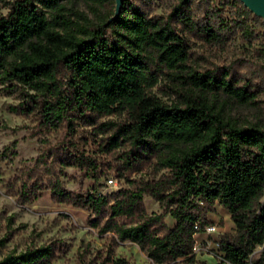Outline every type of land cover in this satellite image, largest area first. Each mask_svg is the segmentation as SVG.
I'll use <instances>...</instances> for the list:
<instances>
[{"label": "trees", "instance_id": "1", "mask_svg": "<svg viewBox=\"0 0 264 264\" xmlns=\"http://www.w3.org/2000/svg\"><path fill=\"white\" fill-rule=\"evenodd\" d=\"M88 1L100 8L114 3ZM147 1L123 0L117 18L112 19L114 12L110 10L100 22L86 21L76 34L57 35L56 47L39 42L28 52L18 50L23 45L22 27H37L41 20L38 16L29 19L24 16L27 12L14 9L7 17H0V85L11 83L23 90L33 105L31 111L37 109L39 113V125L63 126L68 140L62 145V154L50 150V158L61 166L79 165L91 170V192L75 204L98 218L91 222L92 227L98 228L99 220H105L103 233L112 232L117 240L137 245L155 264L178 258L192 262L194 224L200 228L207 224L200 205L215 202L231 214L237 233L233 240L220 241L222 262L251 264L249 254L264 243V203H259L264 193V129L236 127L214 116L210 100L216 95L244 104L251 94L236 86L228 70L218 76L193 67L187 37L205 36L210 44L222 46L229 41L226 32H231L249 41L254 37L253 26L264 28V22L239 0H218L216 5L214 0H196L195 6L194 0H158L168 6L165 17L145 10L142 3ZM225 12L229 13L227 18ZM144 48L156 53L158 62L170 71L171 80L188 89L179 94L172 107L146 93ZM59 64L68 71L66 87L57 82ZM122 113L127 116L122 123L96 126L97 119ZM81 127L89 128L95 143L96 136L113 129L98 142L100 154L92 151L91 157L74 140ZM81 140L85 143L88 138ZM120 151L121 166L115 169L107 164L94 174L101 164L98 158ZM60 155L66 158L60 160ZM153 158L156 167L167 172L165 189L159 181L134 187L129 182L130 188L108 196L97 192L100 178L112 172L115 178L126 179V173ZM48 171L51 177L56 174ZM36 189L37 182L25 187L23 201L30 202ZM52 191L56 202H73L59 183ZM145 194L164 204L174 220L172 227L160 216L144 214ZM124 221L135 225L126 227L121 223ZM54 256L55 249L41 247L8 256L0 264H48ZM99 264L128 262L109 248Z\"/></svg>", "mask_w": 264, "mask_h": 264}, {"label": "rangeland", "instance_id": "2", "mask_svg": "<svg viewBox=\"0 0 264 264\" xmlns=\"http://www.w3.org/2000/svg\"><path fill=\"white\" fill-rule=\"evenodd\" d=\"M217 2L218 0H214V5ZM196 4L194 0L192 5ZM142 5L152 15L165 17L169 12L167 4L162 1L148 0ZM14 9L27 12L24 16L29 19L38 16L36 18L41 20L37 27H22L23 45L18 50L22 48L28 52L31 45L39 42L54 48L57 46V35L76 34L86 21L100 22L110 10L115 12V1L100 8L88 0H0V17H7ZM228 15L229 13H224V17L227 18ZM253 31L254 37L249 41L240 35L226 32L229 41L222 46L210 44L205 36H188L189 63L198 70L215 72L218 76L228 70L235 79L236 86L250 92L251 98L244 104L224 95L212 98L211 111L217 119L236 127L255 125L264 129V28L256 24ZM143 55L146 58L143 74L145 73L149 86L147 95L172 107L179 101V94L188 89L179 81L168 77L170 71L158 62L153 50L144 48ZM56 74L57 82L66 87L67 69L59 64ZM31 106L33 105L19 86L11 83L0 85V261L27 250L50 247L55 249V256L48 264H99L106 250L112 248L114 255L123 258L128 264H155L137 245L117 240L114 237L116 234L112 232L103 233L105 220H99L98 228L91 226V222L98 218L75 204L79 198L91 192V170L79 165L61 166L58 160L50 158L53 155L50 150H55L56 153L60 150L62 154V145L68 140L67 135L62 125L56 128L39 125V113L37 109L31 111ZM125 114L101 117L96 120V126L105 122L122 123L126 120ZM88 131V127L78 128L74 140L92 157V151L100 154L97 150L98 142L112 134L113 129L96 136V143L92 142ZM82 137L88 140L84 143ZM121 154V151L112 152L98 158L101 164L94 174H98L107 164L115 169L121 166ZM64 158L66 157L63 155L59 156L60 160ZM50 169L56 173L54 177H51L48 171ZM30 171L38 173L35 175ZM166 174V171L156 167L153 158L138 165L136 170L126 173V179L115 178L112 172L107 178H100L97 192L108 196L118 189L130 188L129 182H133L134 187L141 183L153 184L159 181L165 189ZM108 179H113V184H107ZM32 182L38 183L36 195L30 202H24L22 192L25 187H31ZM56 182L73 202H56L52 198V187ZM259 203H264V193ZM143 205L146 216H160L167 226L174 225L164 204L145 194ZM200 206L203 207L206 222L214 224L216 231L209 237L201 233L195 235V243L201 246L207 239L209 249L195 252L192 262L178 258L162 264H228L221 260L219 243L224 239L233 240L237 236L231 214L215 202L209 206ZM121 223L126 227L135 225L133 221ZM163 232L164 230L161 234ZM263 259L264 243L255 246L249 254L251 264H261Z\"/></svg>", "mask_w": 264, "mask_h": 264}, {"label": "water", "instance_id": "3", "mask_svg": "<svg viewBox=\"0 0 264 264\" xmlns=\"http://www.w3.org/2000/svg\"><path fill=\"white\" fill-rule=\"evenodd\" d=\"M115 1V12L112 19L117 18L120 14V9L122 6L123 0H114ZM244 7H246L253 15L259 17L264 22V0H239Z\"/></svg>", "mask_w": 264, "mask_h": 264}, {"label": "built area", "instance_id": "4", "mask_svg": "<svg viewBox=\"0 0 264 264\" xmlns=\"http://www.w3.org/2000/svg\"><path fill=\"white\" fill-rule=\"evenodd\" d=\"M107 184H113V179H108ZM194 229L196 230V235L201 233V234L205 235L206 237H209L210 235H212L216 231L215 225L211 224V223H207L203 228H200L198 226V224L195 223ZM209 245H210V243L208 242L207 239H205L203 241V243L201 244V246H198L195 243L193 251H194V253L198 252V251H207L209 249Z\"/></svg>", "mask_w": 264, "mask_h": 264}]
</instances>
